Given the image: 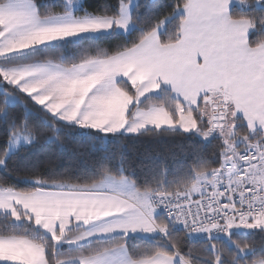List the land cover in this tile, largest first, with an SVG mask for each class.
<instances>
[{
  "label": "snow or ice",
  "instance_id": "1",
  "mask_svg": "<svg viewBox=\"0 0 264 264\" xmlns=\"http://www.w3.org/2000/svg\"><path fill=\"white\" fill-rule=\"evenodd\" d=\"M0 134V264H264V0H0ZM165 134L217 150L142 179Z\"/></svg>",
  "mask_w": 264,
  "mask_h": 264
},
{
  "label": "trees",
  "instance_id": "2",
  "mask_svg": "<svg viewBox=\"0 0 264 264\" xmlns=\"http://www.w3.org/2000/svg\"><path fill=\"white\" fill-rule=\"evenodd\" d=\"M59 2L60 0H52L53 4ZM84 2L86 4H94L96 0H84ZM158 2H166V0H158ZM142 3L151 5L154 0H142ZM142 11L147 12V9L144 8ZM0 138H2V134H0ZM123 143L127 145V158L133 163L137 175L142 179L151 168V159L149 157L156 158L160 154H166L169 157L168 167L170 171L169 178L171 179V173L178 167L179 163H192L197 149L202 150L205 156H211L217 150L215 144H205L198 137L179 134L146 135L138 139H125ZM65 145L66 147L61 149L56 144L46 143L37 146L33 149V152L39 156L41 161H51V166L57 172L71 170L73 174L78 175L90 168L97 157L106 150V148L98 146L94 152L90 151L89 146L79 141L75 135L66 139ZM108 147L114 150V146L109 145ZM25 159L22 155L19 157V163L23 164ZM41 171H46V169L42 168ZM4 174V171L0 169V176ZM25 174L24 172L19 173V175ZM21 186L23 187L24 185Z\"/></svg>",
  "mask_w": 264,
  "mask_h": 264
},
{
  "label": "built area",
  "instance_id": "3",
  "mask_svg": "<svg viewBox=\"0 0 264 264\" xmlns=\"http://www.w3.org/2000/svg\"><path fill=\"white\" fill-rule=\"evenodd\" d=\"M196 198H198V197H196Z\"/></svg>",
  "mask_w": 264,
  "mask_h": 264
}]
</instances>
